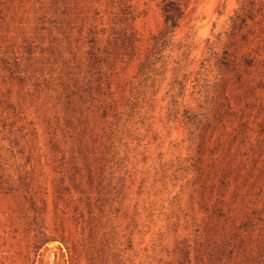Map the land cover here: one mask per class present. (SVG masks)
Wrapping results in <instances>:
<instances>
[{"label": "rangeland", "instance_id": "1", "mask_svg": "<svg viewBox=\"0 0 264 264\" xmlns=\"http://www.w3.org/2000/svg\"><path fill=\"white\" fill-rule=\"evenodd\" d=\"M0 264H264V0H0Z\"/></svg>", "mask_w": 264, "mask_h": 264}, {"label": "trees", "instance_id": "2", "mask_svg": "<svg viewBox=\"0 0 264 264\" xmlns=\"http://www.w3.org/2000/svg\"><path fill=\"white\" fill-rule=\"evenodd\" d=\"M165 17L168 22H171L170 26L174 29L178 25L179 18L181 17V11L178 6L171 8L170 3L164 6Z\"/></svg>", "mask_w": 264, "mask_h": 264}, {"label": "bare ground", "instance_id": "3", "mask_svg": "<svg viewBox=\"0 0 264 264\" xmlns=\"http://www.w3.org/2000/svg\"><path fill=\"white\" fill-rule=\"evenodd\" d=\"M34 245L36 246V245H37V243H36V244L34 243Z\"/></svg>", "mask_w": 264, "mask_h": 264}]
</instances>
